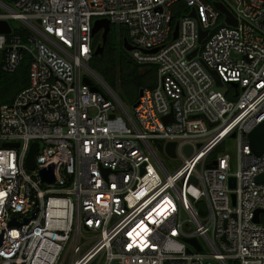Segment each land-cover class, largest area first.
<instances>
[{"label":"built area","instance_id":"2783aa9c","mask_svg":"<svg viewBox=\"0 0 264 264\" xmlns=\"http://www.w3.org/2000/svg\"><path fill=\"white\" fill-rule=\"evenodd\" d=\"M100 18L154 67L130 112L89 78ZM0 21V75L30 57L0 104V264H264V151L247 140L264 120V0H0ZM226 139L234 159L216 153Z\"/></svg>","mask_w":264,"mask_h":264},{"label":"trees","instance_id":"16d2710c","mask_svg":"<svg viewBox=\"0 0 264 264\" xmlns=\"http://www.w3.org/2000/svg\"><path fill=\"white\" fill-rule=\"evenodd\" d=\"M9 1V0H4ZM208 1V0H206ZM123 32L121 28L110 25L106 35L102 52L99 55L91 53L88 61L91 70L103 81V83L115 94L116 81L118 86H123L124 94L133 103L137 98V91L144 87H152L154 83L146 82L145 73L153 70L152 65L140 66L135 64L129 57L127 51L122 48ZM100 41L99 34L91 39V47ZM93 51V50H92ZM30 57L25 55L14 72L1 73L0 75V104L9 103L16 94L28 86V70ZM145 67L147 71L139 68Z\"/></svg>","mask_w":264,"mask_h":264},{"label":"water","instance_id":"95a60500","mask_svg":"<svg viewBox=\"0 0 264 264\" xmlns=\"http://www.w3.org/2000/svg\"><path fill=\"white\" fill-rule=\"evenodd\" d=\"M211 4L220 12L224 15L225 20L229 23L234 24V21L231 19V16L229 15L228 11L225 9V7L219 2V1H211ZM189 16L193 17V11L191 10L190 13L188 14ZM176 27H177V21L174 22L173 24V33L172 36L173 38L175 37V32H176ZM110 29V25L107 21V19L104 18H100V19H94L92 22V27H91V37H93L95 34L99 33L100 36V41L98 44L95 45L92 53L94 55H99L102 52V48H103V44L106 38L107 33L109 32ZM10 32V27L9 24L6 21H0V33H9ZM205 34V31H200L198 30V41L201 39V37ZM122 48L125 51H130L131 50V46L128 44L126 38L123 36L122 37ZM155 49L150 50V52H154ZM195 52V50H193L189 56L193 55ZM208 72L210 73V75L213 77L214 82L217 86L221 85V82L219 81L217 75L215 74L214 71L212 70H208ZM95 74V73H94ZM95 76L101 81L103 82L96 74ZM82 81L84 83H89V81L86 78H83ZM95 89V88H93ZM140 95V89L137 91V96ZM136 104V101H134L132 103V106H134ZM165 119V118H164ZM210 125V124H209ZM247 140H248V144L250 147V151L254 156H259L261 155V153L264 151V120L259 123L254 129H252L248 134H247ZM5 146L8 147H17L18 143H5ZM173 146L174 143L173 142H167L164 146V150L165 153L169 156H173ZM37 150V143H32L29 149V152L27 154V158H26V167L27 169H33L35 166V160H34V154ZM184 151L186 153L189 152V147L185 146L184 147ZM214 163L209 164L208 166L211 167L213 166ZM39 175L42 181L46 182V183H53V167L49 166L46 169H41L39 171ZM264 177V173H260L259 175H257L255 177L256 181H260L262 180ZM194 181V180H192ZM228 183V187L232 188L233 187V178L229 177L227 180ZM231 200L233 201V194L230 195ZM259 210H256L254 213V221L256 220V214L258 213ZM35 215V212L33 213V216ZM27 220L24 221V223H26ZM13 223V221L11 222ZM188 243L192 244L195 246L196 249H198L197 244L195 243V241L193 239H188L187 240Z\"/></svg>","mask_w":264,"mask_h":264},{"label":"rangeland","instance_id":"374dc122","mask_svg":"<svg viewBox=\"0 0 264 264\" xmlns=\"http://www.w3.org/2000/svg\"><path fill=\"white\" fill-rule=\"evenodd\" d=\"M222 1H225V0H222ZM12 24H13V22H12ZM85 64L91 70V68L89 67V63L86 62ZM138 70H139V73L143 70L147 71V69L145 67H140ZM94 77L90 76L89 78L92 80H94V79L98 80V78L95 75H94ZM144 80H146L147 83L148 82L154 83V81H155L154 71L153 70L147 71L145 73V79ZM123 88L124 87L122 85L118 86L117 81H116L115 96L119 99V101L126 108V110L130 112L131 107H132V103L130 102L129 98H127L125 96ZM219 89L222 90V88H219ZM216 153L217 154L226 153L231 157V159H234V142L230 139L224 140L223 143L219 146L218 150H216ZM164 161H165L164 166L168 172H171L179 163L178 158H165Z\"/></svg>","mask_w":264,"mask_h":264},{"label":"flooded vegetation","instance_id":"af4514ba","mask_svg":"<svg viewBox=\"0 0 264 264\" xmlns=\"http://www.w3.org/2000/svg\"><path fill=\"white\" fill-rule=\"evenodd\" d=\"M97 34H99V33H97Z\"/></svg>","mask_w":264,"mask_h":264}]
</instances>
